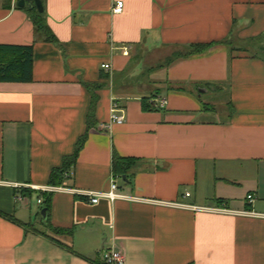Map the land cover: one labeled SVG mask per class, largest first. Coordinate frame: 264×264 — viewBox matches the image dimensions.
<instances>
[{"label":"crops","instance_id":"obj_1","mask_svg":"<svg viewBox=\"0 0 264 264\" xmlns=\"http://www.w3.org/2000/svg\"><path fill=\"white\" fill-rule=\"evenodd\" d=\"M18 1L0 0V45H32L33 66L31 82H0V264H102L114 246L126 264H264V0H41L58 45ZM211 91L228 93L227 119L205 117ZM113 104L124 123L102 130ZM113 154L136 160L116 179L128 199L41 194L107 192Z\"/></svg>","mask_w":264,"mask_h":264},{"label":"trees","instance_id":"obj_2","mask_svg":"<svg viewBox=\"0 0 264 264\" xmlns=\"http://www.w3.org/2000/svg\"><path fill=\"white\" fill-rule=\"evenodd\" d=\"M10 1V0H9ZM42 3V1H41ZM43 7V4H42ZM21 10L26 11L28 17L34 27V35L36 39L41 40L46 43L53 45H58V40L50 31L46 17L43 12L40 13L34 6L33 2H26ZM214 44H198L192 45L188 48L190 52L179 56L186 58L195 55H201L212 48ZM32 66H33V46H13V45H0V82H31L32 80ZM153 98H143L142 99V110L147 111H157L162 109H156L151 106L150 101ZM96 103V97L92 95L91 108L92 112ZM205 105L203 110H208ZM85 137L81 138L74 150V153L69 158L64 159L63 164L60 169L53 170L50 176L49 184L50 186H59L64 179V173L69 170L75 163L77 156L84 144ZM136 160L133 158H122L117 154H113L112 158V173L115 178L122 179L124 176L126 178L128 171L133 167ZM42 195L46 193H42ZM51 201L48 199L44 202V209L46 210V223H48V213L50 211ZM59 232L69 233L71 230H56Z\"/></svg>","mask_w":264,"mask_h":264},{"label":"built area","instance_id":"obj_3","mask_svg":"<svg viewBox=\"0 0 264 264\" xmlns=\"http://www.w3.org/2000/svg\"><path fill=\"white\" fill-rule=\"evenodd\" d=\"M123 10V2L118 1L116 2L114 8H113V13L115 14H120ZM124 55L128 54V48L124 49L123 52ZM102 69L104 70H109L110 66L107 64H104L101 66ZM166 99H157V100H151L150 104L152 107L156 109H164L166 107ZM125 117L122 113L121 110L118 109V107L113 104L111 107L110 111V117L109 121L106 124H102L100 128L102 130H110L113 125H121L124 123ZM70 174L65 173L64 178L67 179L69 178ZM116 179L115 177L110 178V188L107 192L104 193H99V192H76L71 189H67L65 187H45L41 188L40 192L42 193H68V194H73V193H79L80 195L84 196L89 200L90 204H97L99 199H108L110 201H114L118 198H123V199H128L129 197H125L122 195H119L116 193L117 191V184H116ZM186 197H189V194H186ZM252 199L251 196H248V200L250 201ZM38 204H41V200H38ZM181 206V205H180ZM186 207V206H184ZM210 211L214 212H227L226 210L223 209H210ZM101 261L102 264H126V257H125V252L122 248L120 247H111V248H105L102 247L101 249Z\"/></svg>","mask_w":264,"mask_h":264},{"label":"rangeland","instance_id":"obj_4","mask_svg":"<svg viewBox=\"0 0 264 264\" xmlns=\"http://www.w3.org/2000/svg\"><path fill=\"white\" fill-rule=\"evenodd\" d=\"M166 60H164V63ZM151 92L154 91V89H150ZM161 92L158 93V95H163L165 96L167 91L165 90H160ZM160 97V96H159ZM200 97V95H199ZM229 96L228 93L223 92V93H218V92H207L205 94L201 95L200 102L202 104V107L205 105L208 110V115L205 116L209 119H214V120H225L227 119L228 115L232 112V109L229 104ZM117 184H123L122 179H119L117 181ZM32 205L34 206L35 203L32 202Z\"/></svg>","mask_w":264,"mask_h":264},{"label":"water","instance_id":"obj_5","mask_svg":"<svg viewBox=\"0 0 264 264\" xmlns=\"http://www.w3.org/2000/svg\"><path fill=\"white\" fill-rule=\"evenodd\" d=\"M30 1L33 2L34 6H35L36 9L38 10V12H40V13L43 12V7H42L41 0H19L18 3H17V7H19V8H23L24 5H25V3H26V2H30ZM204 91L206 92L207 89H204V90L199 91V92H204ZM122 180H123V181H126V178L123 176V177H122ZM41 216H42V218H44V217L46 216V210H45V209H43V210L41 211Z\"/></svg>","mask_w":264,"mask_h":264}]
</instances>
